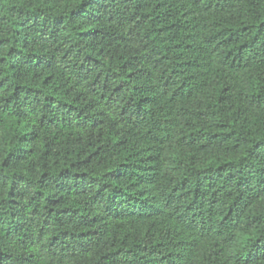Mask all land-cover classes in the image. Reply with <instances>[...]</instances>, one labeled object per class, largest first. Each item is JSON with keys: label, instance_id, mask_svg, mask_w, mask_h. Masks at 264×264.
<instances>
[{"label": "trees", "instance_id": "trees-1", "mask_svg": "<svg viewBox=\"0 0 264 264\" xmlns=\"http://www.w3.org/2000/svg\"><path fill=\"white\" fill-rule=\"evenodd\" d=\"M0 264H264V0H0Z\"/></svg>", "mask_w": 264, "mask_h": 264}]
</instances>
